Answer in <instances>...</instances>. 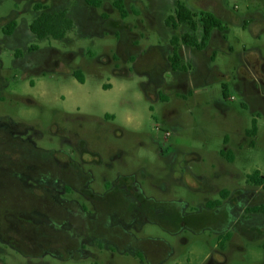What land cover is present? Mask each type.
<instances>
[{
  "label": "rangeland",
  "instance_id": "obj_1",
  "mask_svg": "<svg viewBox=\"0 0 264 264\" xmlns=\"http://www.w3.org/2000/svg\"><path fill=\"white\" fill-rule=\"evenodd\" d=\"M32 1L0 0V264H152L156 259L134 254L137 241L150 238L169 241L165 253L158 255L165 259L163 264H189L188 257L198 264L217 236L207 224L199 231L178 229L167 217L172 211L204 215L217 209L209 207L224 199L223 190L231 194L224 207L264 211V189L250 181L256 170L264 177V108L258 110L257 134H248L255 113L234 89L235 83L242 86L241 44L251 47L253 41L251 32L244 34L238 24L251 12V3L263 9L264 0H200L217 6L223 2L239 16L226 31L237 50L231 58L221 54L212 62L224 76L213 73L207 77L197 69L189 72L195 82L190 79L189 85L195 89L184 96L173 87L180 73L172 72L167 62L173 37L192 32L185 24L166 33L148 26L142 33L137 17L142 14L132 12L138 6L117 3L127 12L131 27L122 20L114 0H95L111 3L95 8L106 15L105 21L95 10H85L80 21L81 13L73 17L71 7L76 3L75 10L83 3L68 0L65 9L75 21L74 29L62 40L38 39L29 27L40 13L32 8ZM37 1L49 5L48 12H58L64 4L63 0L55 4L53 0ZM93 1L86 0L90 5ZM170 10L167 17L174 6ZM13 19L21 29L14 31V40L4 32ZM132 28L133 37H127L130 43L138 36L145 38L143 58H139L140 49L126 53L120 45L128 34L126 29ZM32 46L38 49L30 51ZM75 71L81 72L85 83L79 82ZM205 80L212 86L202 91ZM161 96L167 99L162 102ZM18 145L28 159H36L38 169L45 162L61 167L78 162L89 173V191L120 202L116 207L111 203L107 214L100 209L97 215L105 214L108 220L95 222L105 230L113 248L106 245L102 250L92 239L88 217L79 214L86 203L77 191L65 193L62 183L53 180L54 185L43 188L54 191L56 200L75 202L76 207L62 212L41 207L44 192L36 187L51 176L35 169L30 177L16 178L19 159L11 158L9 147L19 150ZM60 177L74 179L65 174ZM260 211L251 212L258 226L232 228L236 234L224 247L226 258L218 256L220 264H264V213ZM94 229L97 236L101 234L99 228ZM77 237L86 238L84 251Z\"/></svg>",
  "mask_w": 264,
  "mask_h": 264
},
{
  "label": "crops",
  "instance_id": "obj_2",
  "mask_svg": "<svg viewBox=\"0 0 264 264\" xmlns=\"http://www.w3.org/2000/svg\"><path fill=\"white\" fill-rule=\"evenodd\" d=\"M70 1V0H69ZM83 3L81 8L76 7V3L71 7V10L73 11V17L77 18V15L81 13L82 17L79 19L82 21L84 19L83 12L86 10L88 12H91L95 10L94 12H98L97 8H104L107 7V4H111L107 2L105 5H102L100 7H95L93 5H90L86 2V0H79ZM78 1V2H79ZM182 1L185 4L184 0H163L160 2V0H114L111 1L112 4L115 5L116 9L120 12L122 20L129 24L131 27L132 25L127 20L126 15L127 12H125V16H122V9L117 5L120 4L122 7H132L133 5H137L139 10L133 11L134 13L142 14L138 15V23L139 27L141 29V32H147V27L150 26L152 28H156L160 33H166L167 29L173 28L172 26H169L167 24V19L171 16H175L176 13V2ZM64 4H61L60 11H67L65 8H69L68 0H63ZM65 2L67 3L65 5ZM53 3H56V0H53ZM47 11L50 10L49 5L45 4ZM186 5V4H185ZM254 3H251V12L246 13V20H240V24H238V27L244 32V34H247L248 31L251 32V38L253 41H251V47L248 44L242 43L241 46H244V52L241 53V59L243 60V66L241 69V81L242 86H239L237 83L234 85L235 91H237L243 98H245L248 102L245 103L246 106H251L252 112L255 113L254 119L257 122H259V117L261 115V112L258 110H261L262 107L264 108V91L261 93L260 86L264 87V8L259 9L256 5L254 6ZM174 6L173 14L167 15L170 13V9ZM190 10L191 8L187 6ZM96 8V9H95ZM115 9V10H116ZM222 10L227 12L228 14V20L225 23V26L228 27L232 24H234L235 19H239V16L235 13H232L229 11L226 7H222ZM101 10V9H100ZM114 10V11H115ZM54 12V11H53ZM68 15H69V11ZM100 14V13H99ZM70 16V15H69ZM98 16V15H97ZM72 19L73 17L70 16ZM100 17L102 20H106V15L104 17L100 14ZM159 18H162L165 23L164 25L161 24ZM74 20V19H73ZM17 21V20H16ZM75 22V21H74ZM222 23V24H220ZM220 25L212 30L208 40L206 43H202V30L200 23L197 24V30L194 32H191V35L196 38V43H193V41L190 42H183V36L186 34H182L181 37H173L171 41V49L169 53V62H167L168 68L170 64V68L172 72L180 73V75L175 79L176 82L178 80V83L175 84L173 87L174 89H179L182 91L183 96L188 94H192L194 87V79H192L189 76V72L192 73L194 69L201 70L204 75L207 77H210L213 73H218L221 76H224L219 67H212V62H216L218 57L223 54L228 57H233L235 55L237 47L233 44V42L230 40V37L228 36L227 32H222V28L224 27L223 21H220ZM18 24V23H17ZM184 25V24H183ZM180 25L178 29L183 26ZM185 26H188L185 24ZM220 26H223L222 28ZM189 27V26H188ZM77 28V27H76ZM128 34L124 35L123 42L120 43V45H123L127 50V52H131L134 48H138L139 50V58H143L146 55L145 51V45H143L142 40L145 39L142 36L136 37V42L134 44L130 43L129 39L127 37H133L134 31L133 28L131 31L126 29ZM7 36H11L9 39L14 40L16 38V34H6ZM13 36L15 38H13ZM180 40L179 43H177L175 40ZM256 42V43H255ZM176 47V50L178 52V55L181 59V62L185 67H187L186 70L182 71H176L173 69L170 58L173 55L174 48ZM157 50V49H156ZM132 56V55H130ZM138 58V59H139ZM134 63H137V60L135 59ZM174 70V71H173ZM244 78L246 79V83L244 81ZM190 79L192 80L190 84ZM231 78H228L227 80L230 81ZM232 80V79H231ZM174 82V83H176ZM172 83V84H174ZM188 83V85H185ZM207 80L204 81V87L202 91L207 89L208 87L212 86V84H209ZM224 87L228 89L227 83L223 84ZM198 93L201 92V90H197ZM161 101L163 102L164 99H167V96H161ZM257 116V117H256ZM245 208V207H244ZM237 209V208H236ZM235 209V210H236ZM184 214H188V212H183ZM165 239V238H164ZM167 241V239H165ZM169 242V241H167ZM168 244L159 243V252L155 256H149L150 258L156 259L155 263L152 264H163L165 262V259H161L158 257L160 252L168 246ZM84 251V250H83ZM134 253H139L144 256L148 254V250L145 247V249L136 248Z\"/></svg>",
  "mask_w": 264,
  "mask_h": 264
},
{
  "label": "flooded vegetation",
  "instance_id": "obj_3",
  "mask_svg": "<svg viewBox=\"0 0 264 264\" xmlns=\"http://www.w3.org/2000/svg\"><path fill=\"white\" fill-rule=\"evenodd\" d=\"M37 0H33L32 1V8L35 10V5L37 3H41L40 1ZM35 2V3H33ZM178 2H182V1H177ZM184 3V2H182ZM188 3H185L186 6H189L191 8V11L193 12V16L195 21L197 22V24L200 23V27L202 30V37L204 34L203 31V27H204V23L209 19V16H213L215 19H217L220 23V21H223V26H220L222 29V32H226L228 29L225 26V23L228 20V14L227 12H225L224 10H222V7H225L223 2L221 4V6H217L214 5L213 3L209 4V3H202L200 0H188ZM42 4H46L44 2H42ZM209 4V5H208ZM188 8V7H187ZM177 9V7H176ZM189 9V8H188ZM36 11V10H35ZM176 15V13H175ZM222 24V23H220ZM219 24V25H220ZM183 25V24H182ZM187 25V24H186ZM189 26V25H188ZM30 27V26H29ZM190 28V26H189ZM191 30V29H190ZM197 30V29H196ZM21 31V29H19V26L17 25L16 28V32ZM17 35V34H16ZM121 43V42H120ZM54 50V49H53ZM31 51V50H30ZM49 56L51 59H54V57L49 53ZM251 107V106H249ZM5 136L9 137V139L12 141V138L10 137V134L8 132H5ZM8 140V138H7ZM18 146L20 148H18ZM18 146H14L17 149H12L10 148V156L11 158L17 157L19 159V161L17 163H15L16 167V172H15V177L19 178L21 180V176L23 175H27V176H31V173L36 169L39 170L41 172V170L48 176H51V178H46L42 180V186L41 187H36L39 190L42 189V191L44 192L43 195H41V207H44L48 212H50V210H57V211H64L65 208H71V207H76V203L75 202H64L62 199H57L54 197V191L52 190H47L45 188H43L45 185L48 186L49 184L54 185L53 180H56L55 182L58 183H62L63 188H65V193L66 192H74L77 191L78 193H80L84 200H85V207L83 208L84 212H77L79 213L80 216L83 217H88V222H90V230L93 232V240L95 241L96 244L99 245V247H102V250H104V248L106 247V245L109 246V243L107 242V240H109V237L107 235V233L105 232L104 229L98 227L95 225V222L97 223V221H103L106 222L108 220V216L103 214L101 216L97 215V212L100 209H103L104 212L107 214L110 212V207L109 205L112 203L114 204V207H116L117 205H119L120 202L116 201L115 199H111V195H107L105 197L103 196H99L97 193H94V191H89L87 188V184L88 182L91 180L89 177V173H85L81 166L79 164H77L78 162H74V161H70V163H67L68 166L64 167V165L58 166L57 164L53 165L52 163H48L45 162V164H41L40 168L38 169L35 165V158L34 157H29L27 156V152L23 150V146L22 145H18ZM34 158L33 164L30 163V159ZM68 158V157H67ZM23 166L22 168H20L19 166ZM45 165V167L43 166ZM5 165L1 164V167H4ZM53 174V176H52ZM62 174H65L66 176H71L74 179L70 178V179H66V180H71L73 183H67L64 177H60ZM56 178H55V177ZM41 181V180H40ZM49 183V184H48ZM26 190H28L27 186ZM35 188V189H36ZM32 189V188H31ZM31 193L33 194V196L35 195L33 192V189L31 190ZM137 195V194H136ZM231 195V194H230ZM40 197V196H38ZM37 197V198H38ZM260 198V197H259ZM124 200L126 202H129L125 196H124ZM94 201V202H93ZM211 202V201H209ZM225 202H228V198L224 199V202H221V204L213 206V207H209V208H217L216 210H209L207 211L204 215L203 213L199 212V213H195L197 215H191V214H184V213H180L178 211H172V214L168 215L167 217L170 219H173L175 221V223L178 224V229H189L192 231H199L200 229L203 230V225L207 224L210 226L212 234H214L215 236H217V238H215V244L214 246L211 248V250L207 253H205L203 255V257L198 259V264H220V260L218 258V256L220 254H222L223 258H226V248L224 249L225 245L227 244V242H229L230 240H232L233 236H235V232L232 230L233 227L238 226V225H242L243 227H251V226H258V224L256 223V221L253 219L251 212H249L247 209H243L242 211H238L235 210L236 208H232L229 206H225ZM226 208V209H225ZM108 209V211H107ZM240 212H242V215H238ZM46 215H49L46 212H42ZM119 213V211H118ZM260 213H264V211H261ZM253 214H257V213H253ZM141 213H138L136 215L137 217H140ZM158 220H160V217L158 216ZM158 220H156L157 222H159ZM73 224H75L73 221H71ZM135 223V222H134ZM147 223L146 221H143L141 224V228H143V224ZM79 226H82V223L78 224ZM92 227L95 228H99V230H101V234H98V230H92ZM1 232V229H0ZM3 234V233H2ZM79 239V237H77ZM78 243L82 245L81 249L84 250L83 246L86 241V238L84 239H79ZM120 242L122 244L123 240H122V236L120 235ZM137 240V239H136ZM137 245L135 247L136 248H143L145 249V247L148 250V254L147 255H142V254H137L134 253L137 257L143 258V259H147L149 256H155L158 252H159V243H164V244H168L169 242H167L165 239H156V238H150V239H146V240H140L137 241ZM169 246V245H168ZM166 246V247H168ZM112 247L113 246H109ZM165 247V248H166ZM219 248L222 249V251L219 250ZM135 251V250H134ZM161 254L165 253V250L163 249L162 252H160ZM150 258V257H149ZM187 261L189 262V264H196L195 261H193L190 257L187 258ZM149 263V262H148Z\"/></svg>",
  "mask_w": 264,
  "mask_h": 264
},
{
  "label": "trees",
  "instance_id": "obj_4",
  "mask_svg": "<svg viewBox=\"0 0 264 264\" xmlns=\"http://www.w3.org/2000/svg\"><path fill=\"white\" fill-rule=\"evenodd\" d=\"M91 1V0H89ZM93 6L100 7L103 4L100 1H93ZM176 15L171 16L167 19V24L169 26L172 25L173 28L178 29L180 25L187 24L190 26L192 32L196 31L197 29V22L194 19L193 12L187 8V6L182 3L178 2L176 4ZM36 12H40L39 15L35 18V20L30 24L31 32L38 38V39H46V38H53L56 40L64 39L68 32L73 30L75 27L74 20L69 17L67 11H54L48 12L46 5L42 3H37L35 5ZM122 16H125V11H121ZM17 21L16 19L10 20L5 26V33L13 34L17 28ZM219 26V21L215 19L213 16H209V19L204 23L203 27V39L202 43H206L208 40L211 32L213 29ZM4 28V27H3ZM174 40V39H173ZM177 43L180 40H175ZM183 42H190L196 43V38L191 35V33H186L182 39ZM38 49L37 46H32L30 48L31 51ZM172 67L174 70H186L187 67L183 65L181 59L178 55L176 47L174 48V52L172 57L170 58ZM74 75L78 78L79 82L85 83V79L80 71H75ZM224 95L227 97L226 89H224ZM253 129L249 131L248 134L256 135L258 132V122L256 120L253 121ZM250 181L257 187H262L264 189V177L261 176V172L256 170L253 175H251ZM221 195L224 199H226L230 192L228 190L221 191ZM223 199V200H224ZM223 200H217L211 203V206H216L221 204ZM247 210H251V212H259L260 210L263 211L261 208H249ZM260 211V212H261Z\"/></svg>",
  "mask_w": 264,
  "mask_h": 264
}]
</instances>
